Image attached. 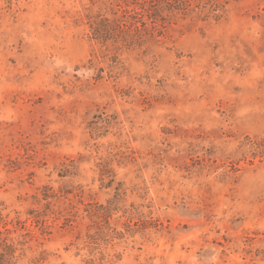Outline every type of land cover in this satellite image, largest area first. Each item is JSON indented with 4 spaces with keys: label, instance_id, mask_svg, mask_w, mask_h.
<instances>
[{
    "label": "rangeland",
    "instance_id": "obj_1",
    "mask_svg": "<svg viewBox=\"0 0 264 264\" xmlns=\"http://www.w3.org/2000/svg\"><path fill=\"white\" fill-rule=\"evenodd\" d=\"M0 264H264V0H0Z\"/></svg>",
    "mask_w": 264,
    "mask_h": 264
}]
</instances>
